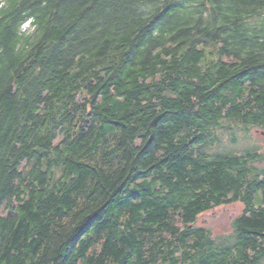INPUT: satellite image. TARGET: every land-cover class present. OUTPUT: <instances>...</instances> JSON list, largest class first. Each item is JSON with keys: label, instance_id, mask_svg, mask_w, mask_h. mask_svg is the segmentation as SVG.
Here are the masks:
<instances>
[{"label": "trees", "instance_id": "trees-1", "mask_svg": "<svg viewBox=\"0 0 264 264\" xmlns=\"http://www.w3.org/2000/svg\"><path fill=\"white\" fill-rule=\"evenodd\" d=\"M254 129L264 0H0V264H264Z\"/></svg>", "mask_w": 264, "mask_h": 264}, {"label": "rangeland", "instance_id": "rangeland-1", "mask_svg": "<svg viewBox=\"0 0 264 264\" xmlns=\"http://www.w3.org/2000/svg\"><path fill=\"white\" fill-rule=\"evenodd\" d=\"M26 24L25 27H28ZM240 141V138L238 139ZM224 144L230 145L228 138L224 139ZM232 148L245 149L249 147H259L264 153V130L254 129L249 140L244 143L231 144ZM261 193L256 196V203L258 204ZM244 207L240 203H235L228 206H223L214 209L199 217L197 225L211 229L215 236L228 235L233 231V221L242 214Z\"/></svg>", "mask_w": 264, "mask_h": 264}]
</instances>
